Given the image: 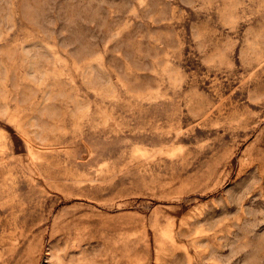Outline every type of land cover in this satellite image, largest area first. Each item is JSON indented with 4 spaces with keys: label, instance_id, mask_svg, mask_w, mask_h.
Segmentation results:
<instances>
[{
    "label": "rangeland",
    "instance_id": "374dc122",
    "mask_svg": "<svg viewBox=\"0 0 264 264\" xmlns=\"http://www.w3.org/2000/svg\"><path fill=\"white\" fill-rule=\"evenodd\" d=\"M0 264H264V0H0Z\"/></svg>",
    "mask_w": 264,
    "mask_h": 264
}]
</instances>
